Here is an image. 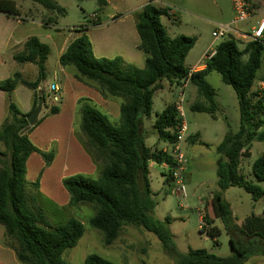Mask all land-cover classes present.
Segmentation results:
<instances>
[{
    "label": "trees",
    "instance_id": "obj_1",
    "mask_svg": "<svg viewBox=\"0 0 264 264\" xmlns=\"http://www.w3.org/2000/svg\"><path fill=\"white\" fill-rule=\"evenodd\" d=\"M32 1L47 11L65 14L55 0ZM98 3L103 9L108 0H98ZM169 9L147 4L138 15L139 48L146 55L143 68L128 63L120 56L97 58L87 33L88 27L76 30L80 34L61 55L60 65L75 70V78L95 88L101 96L121 99L122 102L119 122L115 124L91 99L81 98L78 101L76 135L82 139V146L89 157L79 148L71 150L68 159L70 171L58 177L55 176L61 170L62 160L55 166L58 171L45 169L52 166L56 157L52 141L41 147L31 139L32 132L43 120H37L28 132L22 133L29 126L27 116L40 101L46 103L41 83L47 77L50 46L34 36L25 43L24 50L15 55L17 63H32L37 67L35 81L23 78L20 72L0 81V90L9 94V116L0 129V143L5 149L0 150V225L5 229L6 247L14 252L19 263L71 264L63 259V253L76 247L85 232V225L76 217L58 225L51 224L43 207L37 204V198L28 196V191L32 190L41 195L39 198L43 202L48 200L57 206L62 214L67 208L76 210L81 206H90L93 215L88 224L103 234L106 246H111L125 227L133 226L156 235L164 250L173 257L174 264H245L253 256H264V215L247 218L239 227L234 223L231 205L224 199V192L233 187L244 189L255 202L264 197L263 189L241 172L243 158L251 157L253 142L264 141V133L261 132L264 129V92L253 90L259 81L258 72L264 66V39L244 41L230 36L216 47V53L206 62L203 70L191 72L192 69L186 68L184 62L197 39L182 34L175 37L168 35L162 18L170 16ZM0 14L17 16L16 2L0 0ZM51 23L56 24L57 21L52 18L43 20L46 26ZM98 24L96 22L94 26ZM212 73H218L223 83L233 88L238 99L240 127L237 132L229 131L217 147L220 191L211 200V213L208 211L202 217L206 229L202 227L201 234L218 237L221 230L214 224L215 220H222L231 235L233 254L229 257H218L204 250L180 254L173 242L170 217L163 222L154 215L158 202L153 198L150 164L167 163L173 166L170 148L178 138L181 122L175 102L156 113L153 125L158 139L169 149L148 146L143 131L144 119L150 118L153 113L154 97L165 88V83L178 88L188 82L193 83L205 102H197L190 109L216 119V92L206 81ZM19 86L33 92V106L29 114H23L11 100L10 94ZM62 103L60 99L59 104L51 108L50 117L61 113ZM199 137V134L187 136L185 141L196 143ZM33 156L37 161H32ZM29 160L35 166L32 180L27 179ZM90 165L95 167L92 173L91 170L86 171ZM252 175L257 182H264L263 156L254 162ZM43 176H47V186H42L47 196L41 192ZM165 177L166 183L174 182L171 173ZM61 191L68 197L66 206L51 200ZM237 235L247 240L237 238ZM0 264L3 263L0 261ZM84 264L113 263L93 254L87 257Z\"/></svg>",
    "mask_w": 264,
    "mask_h": 264
},
{
    "label": "rangeland",
    "instance_id": "obj_2",
    "mask_svg": "<svg viewBox=\"0 0 264 264\" xmlns=\"http://www.w3.org/2000/svg\"><path fill=\"white\" fill-rule=\"evenodd\" d=\"M13 1L16 2V6L23 16L30 9L36 21L43 23V20L52 18L58 23V31H52L51 29H47V27H42L38 22L33 25V28H35L34 33L38 35L37 37L51 47V53L46 63V104H43V110L37 120L45 117L48 118L50 117L51 108L59 104V101L55 102L54 97L57 96L60 100L61 96V92L54 95L50 89V86L55 82V76L60 75V64L57 57V49L54 44L57 34L61 33L65 37H71L73 30H80L86 26L90 29L89 36L114 38V34H108L114 32L111 30L112 27L109 26L112 21L101 25H94L98 22V15L104 17L112 11L119 13L120 10L114 7L115 5L121 7L122 4L120 1L114 0L113 4L101 9L98 0H55L65 10V14L62 15L57 11H47L44 7L34 3L32 0ZM224 1L227 10L223 16L217 14L212 6H207V4L199 5L193 2L183 4L184 6L182 7L170 8L175 13V16L173 18L166 16L162 18V23L166 27V31L170 37L182 34L197 39L195 46L185 59L184 65L186 68L195 69L194 67L198 68L206 64V60L204 59L205 52L210 49H216L224 40L215 39L212 35L213 32L221 25H232L234 23L235 11L232 10L230 3H228L229 0ZM256 14L260 15V12L257 11ZM194 15H200L204 18L201 17L199 19ZM256 19L251 18L244 23H236L234 27L240 32L250 33ZM47 34L53 35L54 40H47L45 38ZM70 39H73V37ZM241 48H244V46L241 45ZM15 72L18 71L15 70L13 73ZM258 77L259 81L254 87L256 90H259L260 83L264 81V66L259 70ZM206 81L216 92V102L218 105L216 112L217 118L213 119L207 113L194 112L190 109L193 104L197 102L204 103L205 100L199 97L197 87L193 83L188 82L185 86L184 94V112L188 125L187 136L199 133L200 137L196 143L187 140L183 144V152L187 159L186 169L183 172L187 194L186 196L180 194L178 192V186L174 182L164 184V178L159 174L160 167L152 166L151 172L157 175L159 180L157 181L153 178L152 184L153 198L158 202L154 210V215L163 222L166 221L167 217H170L171 224L169 227L173 234V242L176 250L180 254H187L195 250H204L218 257H229L233 254L230 243L231 235L227 232L222 220H215L214 225L221 230V234L216 238H210L206 233L201 234V230L205 226L202 217L206 212H210L211 200L220 191L217 177V161L220 155L217 152V147L229 131L237 132L239 130L240 112L238 99L233 88L224 84L218 73H212L206 78ZM48 88L49 92L52 91L50 96L48 95ZM179 92L180 88L177 86H170L165 83V88L159 91L154 97L153 113L150 118L144 119L143 124V131L147 138L146 144L148 146H156L160 149L165 146V143L158 139L153 127L156 120V113L161 112L166 105L176 102L179 99ZM85 93L84 90H77L75 95L81 94V97H88V94ZM71 96L73 94L68 93L63 97L67 112L65 114L63 111L65 115H69L68 109L71 108ZM117 100L119 102L113 100L107 101L112 110L111 113L114 115L110 116L111 121L115 124L119 122V116H116L120 109L119 103L122 102L121 99ZM73 122V119H71L67 132L58 137L62 143V149L65 152H70V150L77 151V148H81L80 142L83 143L79 135L77 137L75 134ZM261 132L264 133V129ZM55 134L56 130L49 128L47 123H45L36 132L35 144L46 147L45 143ZM58 139H54L56 141L52 144L54 151L57 149L59 151L60 145ZM0 150H5L1 143ZM250 152L251 157L243 158L242 160L241 172L247 176L249 181H253V183L259 185L264 191V182H257L252 175L254 162L259 157H264V154H262L264 152V141H254ZM32 159L33 162L37 161L34 156ZM65 159L64 154L61 155L58 163L61 160L63 162ZM30 160L28 162V180H32L35 173V166L31 165L32 163L30 164ZM69 168L70 165H67L65 168V165L62 164L59 174L55 177H58L61 173L64 174L70 171ZM94 170V165H90L86 171L92 173ZM51 171L56 172L58 169L55 167ZM28 196L37 198V204L43 207L45 215L51 224L58 225L70 217H76L85 225V232L77 246L63 253V259L71 264H84L87 257L93 254L99 255L111 261L113 264H174L173 257L164 250L161 242L153 233L142 228L127 226L111 246H106L104 244L103 234L88 224L89 218L93 215V210L90 206H81L76 210L67 208L65 213L62 214L58 207L52 205L50 201L43 202L39 198L41 195L37 191H28ZM224 199L231 205L234 223L239 227L243 225L247 218L263 217L264 215V197L255 202L252 195L242 188L233 187L226 190L224 192ZM52 200H56L62 206L68 204V197L62 191L58 192L57 196ZM237 238L247 240L242 235H237ZM5 241V229L0 225V261L3 264H21L18 262L14 252L6 247ZM245 264H264V256H253Z\"/></svg>",
    "mask_w": 264,
    "mask_h": 264
},
{
    "label": "crops",
    "instance_id": "obj_3",
    "mask_svg": "<svg viewBox=\"0 0 264 264\" xmlns=\"http://www.w3.org/2000/svg\"><path fill=\"white\" fill-rule=\"evenodd\" d=\"M118 1H120V3L122 4L121 7H117L115 5L114 8L115 9L118 8L121 13L112 11L107 16H104V17H102L101 15H98V23H99L98 25H101L103 23H109L110 21H112L111 25L109 26L112 27L111 30L114 32L108 33V34L110 35L114 34L115 37L114 38L99 37V36L93 37V35L92 36L90 35L89 37L93 45L94 54L97 58H108V59H112L117 56H120L128 63L133 64L139 68L144 67L146 55L139 48L140 37L138 35L136 27L138 23V15L147 4H154L156 6L169 7V8H175L178 6L182 7L184 6L183 4H186V3L190 4L193 2L199 5L207 4V6H212V8L216 11V13L222 16L226 13V10H227L224 0H118ZM249 1L252 4V14H251L250 19L257 18L254 26L252 27L254 28L260 20L264 19V0H249ZM113 2L114 0H108L107 6H109L110 4H113ZM228 3H230L231 8L234 11L232 0H229ZM257 11L260 12V15L256 14ZM174 16H175V13H174ZM174 16L170 15L169 18H173ZM194 16L199 19L202 17L200 15H194ZM36 22L38 21H36L30 9L25 12L24 16L20 13L19 9H18L17 16H7L4 14H0V81H4L8 79L15 70L20 72L23 78L27 80H30V81L36 80L37 70L34 64L32 63L19 64L15 60V55L24 50L25 43L31 37L38 36L34 33L35 28H33V25ZM38 23L40 26L47 27V29H51L52 31L59 30L58 23L56 24L51 23L47 26L44 25L42 22H38ZM89 32H90V29L88 27V31H87L88 35H89ZM79 34L80 33H78L76 30H73V33H71V37H73V39H70L71 37H65L61 33L57 34V37L55 38V40H54L53 35L51 34H47L45 38L47 40H54V44L57 49V57L59 61L61 55L67 50V47L69 46V44L75 38H77ZM205 67H206V64L198 68L194 67L195 68L194 71L203 70ZM46 80H47V77L41 83V89L47 95ZM54 81L55 82L52 85H56V87L59 89L58 92L51 91L54 95L61 92L60 99L63 100L64 95H67L68 93L73 94V96H71L72 98L71 104H70L71 108L68 109L69 115H65L67 114V112L65 110V104L63 102L62 107H61L62 108L61 113L59 115L51 116L48 118L44 116L45 118L41 119L43 120L42 121L43 123L37 129H35L31 134V139L34 143H35L36 132L45 123H47L49 128L56 130V134L50 137V139L48 140V141H52V144L56 141L54 139H58L59 136L67 132L68 130L67 125H69L68 122L71 119H73L74 121L73 127H75V134H76V128H77L76 125L79 122L76 112L78 108V101L81 98L91 99L92 102L98 108L106 112L109 116L112 115L111 113L112 110L110 109L107 101L108 100L118 101V100L115 98H110V97L105 98L101 96V94L95 88L87 84L79 82L75 78V70L64 68L60 65V75L55 76ZM50 89H51V86H50ZM77 90H84L86 92L85 94H88V97H81V94L75 95V92ZM253 90H256V88H253ZM51 92H49V88H48L49 96L51 95ZM10 96H11V100L19 107V109L21 110L23 114H29L31 112L34 96H33V93L29 89L23 86H19L10 94ZM8 100H9V94L3 90H0V129L4 121L9 116ZM120 105H121V102L119 103V107ZM63 111L65 112V114L63 113ZM119 115H120V109L116 117H118ZM196 134H199V133H196ZM189 136H192V135H189ZM59 145H60L59 151L58 149L55 150L56 157H55L54 163L49 168L45 167L46 170L53 169L58 164L59 157L63 154H64V157H66V159L62 162L63 165H65V168L67 165H69L68 159L71 155V150L70 152H65V150L62 149V143L60 140H59ZM40 146L44 147V145H40ZM80 146H81L80 148L81 152L85 154L87 157H89V155L86 153L85 149L83 148L81 142H80ZM167 148H168V145L165 144V146L162 147L161 149L167 150ZM262 154H264V152H262ZM152 166L160 167L161 170L159 174L163 176L164 184H166L165 175L167 174V171L165 170L163 165H159L156 163L150 164L149 178H150L151 188L153 191V187H152L153 178H155V180L157 181L159 180H158V176L155 175L153 172H151ZM171 183L173 182L171 181L170 184ZM42 186L44 187L47 186V176H43L41 179V192L42 194L47 196V192L45 189L42 188Z\"/></svg>",
    "mask_w": 264,
    "mask_h": 264
},
{
    "label": "built area",
    "instance_id": "obj_4",
    "mask_svg": "<svg viewBox=\"0 0 264 264\" xmlns=\"http://www.w3.org/2000/svg\"><path fill=\"white\" fill-rule=\"evenodd\" d=\"M233 2V8L235 11V20L232 25H221L219 26L214 32L213 37L215 39H226L230 36H234L238 39L244 40V41H259L264 39V19L260 20L258 24L251 29L250 33L246 32H240L239 30H236L234 27V24L236 23H244L248 21L252 14V4L249 0H232ZM169 14L171 16H174L173 10L169 9ZM216 53V49H210L208 52H206L204 59L206 62L211 59L214 54ZM191 72H195L194 69H192ZM259 90L264 92V81L260 83ZM51 90L54 92H58L59 89L56 87V85L51 86ZM184 94H185V86L180 88L179 92V99L175 102L176 109L178 111L179 118L181 120L179 131H178V138L175 142V144L170 148V153L173 157V166L170 164L164 163L162 164L167 173H171L173 180L178 186V192L182 194L183 196H186V185L183 179V172L185 171V165L187 163L186 155L183 152V144L185 142V139L187 137L188 132V125L186 122L185 112H184ZM55 102L59 101V98L57 96L54 97ZM203 224V222H201Z\"/></svg>",
    "mask_w": 264,
    "mask_h": 264
},
{
    "label": "water",
    "instance_id": "obj_5",
    "mask_svg": "<svg viewBox=\"0 0 264 264\" xmlns=\"http://www.w3.org/2000/svg\"><path fill=\"white\" fill-rule=\"evenodd\" d=\"M43 108V101H40L36 109L27 116V121L29 126L22 132L23 134L28 132L31 127H33L42 111Z\"/></svg>",
    "mask_w": 264,
    "mask_h": 264
}]
</instances>
